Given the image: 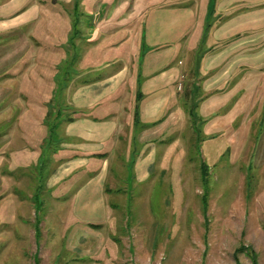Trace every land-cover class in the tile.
Listing matches in <instances>:
<instances>
[{"label": "rangeland", "instance_id": "rangeland-1", "mask_svg": "<svg viewBox=\"0 0 264 264\" xmlns=\"http://www.w3.org/2000/svg\"><path fill=\"white\" fill-rule=\"evenodd\" d=\"M71 15L70 23L44 26L34 39L37 50H25L0 67V264H264L262 110L253 104L228 126L218 121L228 105L202 115L192 71L179 89L185 98L177 112L185 117L179 145H171L142 182L127 176L126 166H114L106 193L115 205L98 224L104 244L83 240L79 230L72 235L77 218L66 197L75 183L46 186L66 157L60 147L64 125L78 114L104 117L112 111L108 102L76 110L69 85L80 70L151 47L135 29L137 22L105 40V55L82 54L81 35L93 24L81 22L77 9ZM45 50L55 53L51 61ZM178 59L186 61L182 54ZM173 137L176 131L164 143ZM18 147L26 160L14 159Z\"/></svg>", "mask_w": 264, "mask_h": 264}, {"label": "crops", "instance_id": "crops-1", "mask_svg": "<svg viewBox=\"0 0 264 264\" xmlns=\"http://www.w3.org/2000/svg\"><path fill=\"white\" fill-rule=\"evenodd\" d=\"M73 9L81 22L93 24L81 35L82 54L105 55V40L137 22L135 29L151 47L80 70L69 85V102L76 110L108 102L112 112L104 117L78 114L65 123L60 147L66 157L46 186L75 183L66 197L77 218L72 235L79 230L83 240L93 237L99 246L105 238L98 224L115 205L106 193L115 179L114 166H126V175L142 182L158 159H166L170 146L179 145L178 133L185 125L184 112L180 117L177 113L185 103L179 89L187 72L198 77L202 115L228 105L218 120L228 126L256 104L264 120V0H0V67L25 50H37L34 39L44 26L72 22ZM45 52L51 61L55 53ZM178 54L186 61H175ZM173 131L176 137L164 143ZM18 150L14 159L26 160Z\"/></svg>", "mask_w": 264, "mask_h": 264}]
</instances>
